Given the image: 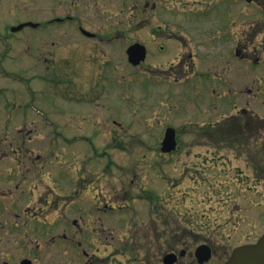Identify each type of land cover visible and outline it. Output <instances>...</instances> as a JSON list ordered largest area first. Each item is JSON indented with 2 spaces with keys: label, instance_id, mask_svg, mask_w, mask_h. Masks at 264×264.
<instances>
[{
  "label": "rangeland",
  "instance_id": "374dc122",
  "mask_svg": "<svg viewBox=\"0 0 264 264\" xmlns=\"http://www.w3.org/2000/svg\"><path fill=\"white\" fill-rule=\"evenodd\" d=\"M158 1L162 7L149 20L136 0H0V117L4 103L21 104L9 126L21 127V159L33 158V187L22 189L38 199L39 227L61 226L80 195L97 192L100 207L108 200L137 207L150 223L153 217L188 226L211 218L228 222L230 209L239 207L242 222L261 223L264 231V192L249 190L261 198L248 199L243 188L250 183L233 180L244 167L240 149L206 146L220 142V122L233 116L224 114L240 113L239 90L256 84L264 91L263 8L241 0ZM58 16L72 18L47 25ZM33 20L41 27L13 30ZM79 26L99 37L87 38ZM136 41L148 47L146 63L157 66L129 63L126 49ZM5 124L0 120V129ZM169 126L181 148L164 155L160 145ZM209 130L214 136L204 134ZM82 133L86 138L77 139ZM205 192H214L211 202L202 198ZM146 194L155 202L160 194L159 207L142 198ZM28 204L22 197L21 207ZM154 208L167 217L158 220ZM111 228L118 237L125 232L120 224ZM36 264H48L44 246Z\"/></svg>",
  "mask_w": 264,
  "mask_h": 264
},
{
  "label": "flooded vegetation",
  "instance_id": "af4514ba",
  "mask_svg": "<svg viewBox=\"0 0 264 264\" xmlns=\"http://www.w3.org/2000/svg\"><path fill=\"white\" fill-rule=\"evenodd\" d=\"M136 1V7L142 4L144 10L147 9L145 18L149 20L162 7L158 0ZM246 2L261 10L263 8L264 11V0H241V3ZM240 11L244 13L243 10ZM256 12L258 11L255 14ZM71 18L68 16L66 19ZM56 19L65 21L64 17ZM92 32L94 34H84L90 39L99 37L98 33ZM163 34H168L169 39L177 37L174 31H164ZM160 48L168 49L166 45ZM167 66H184L190 69L182 63H169ZM68 86L70 83H67ZM260 86L250 84L239 90L243 99V103L238 105L240 113L234 115L229 112L225 115L224 118L233 116L224 122L222 142L206 144L211 145L209 149L218 143L238 147L240 154L237 157L243 161L244 167L239 168L233 180L252 183L255 191H261V184L264 183V141L259 142L263 134L261 123L264 119L259 114V109L264 103L261 95L264 91ZM5 104L14 110H5ZM20 107L21 104L18 106L16 102H12V106L6 102L2 106L3 116L0 117V120L6 119V124L0 129V264H36L37 253L43 246L47 251L48 264H226L237 247L255 243L261 237V223L256 225L255 222H242L246 218L239 207L233 206L232 211L230 209L228 222L213 221L211 218L210 222L191 223L188 226L164 221L156 223L153 217L154 222L150 223L137 207H118L112 200L105 201V206L100 207L99 204L103 201L100 200V192V197L97 192L89 197L86 192L80 195L78 206L70 212V219L61 226L49 229L39 227L34 221L41 219V215L33 213V200L38 199L33 198V191L29 196L22 189L25 185V188L33 187V177L37 174L33 171V158L21 159V127L9 126L13 119L19 117ZM180 148L181 144L178 143L175 151ZM161 153L168 154L162 150ZM229 160H225V163L229 164L234 159ZM248 188L251 189L250 185ZM213 193L205 192L202 198L211 202ZM151 195L146 194L142 198L159 207L160 195H154L157 202ZM22 197H26L30 204L21 207ZM132 198L134 200L140 197ZM124 209L129 213H119ZM154 210L158 220L167 217L164 218L159 209ZM118 214L127 216L119 217ZM111 224L115 228L119 224L125 227L124 234L118 237L119 234L111 228ZM58 228H61V232H55Z\"/></svg>",
  "mask_w": 264,
  "mask_h": 264
},
{
  "label": "water",
  "instance_id": "95a60500",
  "mask_svg": "<svg viewBox=\"0 0 264 264\" xmlns=\"http://www.w3.org/2000/svg\"><path fill=\"white\" fill-rule=\"evenodd\" d=\"M127 51L129 60L133 64H139L146 56V47L141 43L132 44ZM176 144L175 129L170 127L166 131L162 149L164 151H171L176 147ZM227 264H264V235L257 243L236 249Z\"/></svg>",
  "mask_w": 264,
  "mask_h": 264
}]
</instances>
